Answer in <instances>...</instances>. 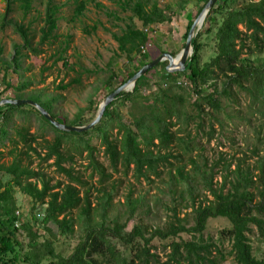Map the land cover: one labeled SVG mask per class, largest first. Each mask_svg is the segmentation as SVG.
Returning <instances> with one entry per match:
<instances>
[{"label":"trees","instance_id":"16d2710c","mask_svg":"<svg viewBox=\"0 0 264 264\" xmlns=\"http://www.w3.org/2000/svg\"><path fill=\"white\" fill-rule=\"evenodd\" d=\"M5 1L1 27L12 26L22 44L14 45L13 53L7 58L0 46V74L4 84L0 101L11 90L13 100L38 104L59 124L92 123L99 108L93 100L68 123L58 119L54 112L61 96L42 98L45 95L41 92L24 96L32 85L26 76L31 65L25 61L30 60V55L43 53L41 46H55L60 39L58 0H45L39 45L34 44L31 23L25 26L9 19L14 6L26 19L34 0ZM197 1L204 2L199 16L209 0ZM89 3L102 7L95 0H74L68 22L83 17ZM118 3L121 13L128 12L129 16L119 26V32L112 33L117 44L115 57L124 56L129 63L137 57L143 67L148 59L142 53L150 41L148 31L170 24L171 16L156 0H119ZM107 17L122 20L113 12L107 13ZM193 22L188 24L186 39ZM97 27L84 28V33L91 35ZM71 40V36L65 38L62 43L65 46L53 55L56 57L53 65L61 64L74 71L64 57ZM192 48L193 55L183 72L168 73V63H160L156 67L161 69L156 92L143 94L148 81L146 75L142 76L133 91L120 94L107 106L101 121L86 132L58 130L27 105L0 107V145L9 148L7 156L12 158L11 164L5 165L2 161L6 155L0 150V177H11L7 183L0 180V264H219L227 257L235 264H264V257L255 256L249 238L255 230L257 238L264 241V0H217L193 39ZM11 71L17 77L16 86L10 81ZM106 72L104 89L110 95L138 70L126 81L118 80L111 63L107 64ZM78 86H82L81 74L66 84L62 81L56 90L66 92ZM120 108H126V121ZM33 113L39 118L40 129L53 132L44 158L35 147L38 136L31 133ZM15 114L19 115L20 123H14ZM236 120L253 133L252 146L233 161L220 158L210 165L199 147V138L206 137L209 141L217 135L223 138L228 123ZM92 137L101 144L111 171L124 179L132 173L139 184L144 181L153 185L159 181L161 187H155V196L145 192L135 197L131 186L124 202L114 204L123 182H112V174L95 157ZM173 146L178 151L176 155ZM84 151L92 174L98 175V187L93 188L98 195L95 204L92 187L88 188L73 169L77 153L82 155ZM34 156L44 161L53 159L55 170L67 177L68 182L52 185L46 174L31 168ZM219 167L224 171L220 174V184L214 182ZM80 187L85 188L84 192ZM16 188L45 207L42 220L45 238L36 226V219L32 224L17 214ZM165 197L170 198V206L163 202ZM162 210L167 212L164 222L160 220ZM218 218L227 220L229 226L220 231L216 240L205 239L209 221ZM156 219L160 223L149 225L148 221ZM132 220L137 224L127 231ZM49 224L55 226L56 234ZM75 229L82 236L65 255L56 249L58 236L68 238L75 234ZM157 243L164 250L170 249L163 263L152 253Z\"/></svg>","mask_w":264,"mask_h":264},{"label":"rangeland","instance_id":"374dc122","mask_svg":"<svg viewBox=\"0 0 264 264\" xmlns=\"http://www.w3.org/2000/svg\"><path fill=\"white\" fill-rule=\"evenodd\" d=\"M97 3L102 5L98 8L95 3H89L88 9L84 16L81 17L74 23H69L68 20L71 18L74 9V0H58V4L61 6L60 17L61 20L58 22V35L60 39L55 46H41V53L39 56L30 55V60L25 61L27 65H31V72L26 73L32 82L30 89L24 92V96H30L38 92L43 93L45 97L61 96L58 103L55 105V114L61 121H66L68 123L73 122L81 109L87 108L89 105V100H93L95 103H100L109 95V90L104 89V81L108 76L107 64L111 63L112 68L118 74L119 81H126L133 73L139 71L142 68V63L139 62L138 58L135 57L134 61L129 63L124 56L115 57V52L117 50V44L113 40L112 33L119 32V26H123V20L129 16L128 12L121 13L119 9V0H95ZM159 7L165 9L167 14L171 16V23L166 24L162 27H153L148 31L149 43L145 46V56L147 63L155 60L162 53H168L173 57H176L181 53L186 43L185 34L187 32V27L190 21H195L197 19V13L203 7L204 2H198L197 0H156ZM257 1V0H254ZM14 12L9 17L10 20L22 23L25 26L31 23V34L34 37V44L39 45L40 39V29L43 26V14L45 9V0H34L33 9L30 15L24 19L22 12L14 6ZM6 10V1L0 0V46L4 50V56L10 57L13 53V47L16 44H22L21 38L14 32L12 26H6L2 29V18ZM113 12L122 20H116L113 18H108L107 13ZM97 25V31L93 32L91 35L84 33V28L93 27ZM140 27V24L137 23ZM202 29V28H201ZM67 36H71L72 40L70 47L64 55L65 59L68 61L70 67H73L74 71L71 69H65L61 64L53 65L54 57L56 51L62 49L65 45L62 43L65 41ZM54 55V56H53ZM146 63V64H147ZM167 63V62H166ZM46 71L43 72V69ZM149 71L146 73L148 84L143 87V94L148 95L151 92H156L158 89V84L160 83V73L161 69ZM75 71L79 72L76 73ZM77 74L82 75V86H78L74 89H70L66 92L57 91L56 87L63 81L64 84L68 83L70 80L76 77ZM10 81L13 86L17 85V77L10 72ZM118 85V84H116ZM186 86V84H184ZM4 91V84L2 82V75L0 74V92ZM24 97V98H25ZM13 91H8L3 95V100L13 99ZM91 98V99H90ZM121 114L125 121L127 120L126 108H120ZM32 119V129L31 133L38 136L37 143L35 147L44 158L46 153L47 142H52L53 132L46 128L45 130L40 129V123L38 116L33 113ZM88 117V116H87ZM14 123H20L21 119L18 114L14 115ZM228 123V131L220 138V135L216 136V139L209 141L206 137L200 139V148H203L202 153L209 160V164H215L222 159L227 161H233L234 158H239L247 152V148L252 146L253 133L249 132L245 124L240 121H234ZM238 124V125H236ZM82 126V124H80ZM79 125V126H80ZM75 127V125H72ZM234 126H237L234 128ZM215 128L218 130V126L215 124ZM194 133V131H193ZM91 143L95 146V157L102 163L106 168L108 173L112 174L113 181H122L123 186L120 192L116 195L114 199V204L124 202V197L128 193L129 188L135 190L134 196L136 197L139 193H149L150 197L155 196L157 190L155 187H161L159 181H155V184L149 185L148 183L141 181L139 184L132 173H130L126 179L121 177L119 173L113 172L110 169L109 161L103 153V148L99 143L98 139L95 137L90 138ZM0 150L6 155L3 159L5 165H10L12 158L7 156L9 148H5L0 145ZM172 152L176 155L178 151L173 146ZM237 160V159H236ZM172 163L176 160L170 159ZM54 160L44 161L39 159L37 156L33 157V163L31 168L34 170H40L48 179L51 180V184L55 185L58 182L66 184L68 178L64 175L59 174L55 167L53 166ZM253 162V161H249ZM236 162H232L231 170L235 169ZM68 168V165H65ZM163 167V166H162ZM160 167V169H162ZM73 169L75 173L80 176L84 182L87 183L88 188L92 187V201L95 204V198L98 196L93 188L98 187V175L92 174V170L89 167V160L87 157V151H84L82 155L77 153L75 162L73 164ZM219 173L216 175L214 182L220 184L221 176L224 171L219 167L217 168ZM257 174V173H256ZM3 183L10 181L11 177L3 175L0 177ZM167 179V177H165ZM81 188L84 192L85 188ZM15 199L17 206V214L24 221L31 222L33 224L34 219L37 220L36 226L40 231L42 236H45L44 226L42 220L44 218L45 207L40 206L35 203L32 198L28 195L23 194L19 189H15ZM204 197V196H203ZM208 199L211 200L212 197L207 195ZM163 202L166 206H170V198L165 197ZM205 203V202H204ZM120 210L119 207H117ZM118 210H113V212H120ZM191 210L188 211V213ZM161 222H164L167 217V212L162 210L159 212ZM157 221H148L149 225H155ZM137 224V221L132 220L128 222L127 231L133 229ZM229 226V222L225 219H213L210 220L204 238L212 237L216 240L220 231ZM48 227L57 233V229L54 225L49 224ZM76 230V229H75ZM82 233L77 229L75 234L63 238L58 236V241L56 243V249L68 254L72 248L78 243L81 238ZM41 239V241L44 240ZM250 242L253 246V251L256 257H264V241H260L257 238L255 230L249 234ZM225 248H228V243H225ZM229 249V248H228ZM170 249L164 250L162 245L157 243V248L152 251L158 256V261L163 263L167 259ZM219 264H235L231 257H227L224 261L219 262Z\"/></svg>","mask_w":264,"mask_h":264},{"label":"water","instance_id":"95a60500","mask_svg":"<svg viewBox=\"0 0 264 264\" xmlns=\"http://www.w3.org/2000/svg\"><path fill=\"white\" fill-rule=\"evenodd\" d=\"M217 0H209V2L205 5L197 19L193 22L188 32V36L186 39L185 46L181 53L176 57L168 53H163L155 60L143 66L131 79H129L125 84L117 88L112 94L107 96L99 105L97 115L94 121L86 126H67L64 124H59L56 122L50 114H48L43 108H41L38 104L29 101V100H13V99H5L0 101V107L6 105H27L31 108H34L38 112H40L55 128L64 132H76L82 133L93 129L102 119L104 112L108 105H110L120 94L124 92H132L136 86L137 81L144 76L146 73L156 68L160 63L167 62L166 70L168 73H178L183 72L186 68V64L193 55L192 42L195 38L196 34L203 27L204 21L213 8L214 4Z\"/></svg>","mask_w":264,"mask_h":264},{"label":"built area","instance_id":"2783aa9c","mask_svg":"<svg viewBox=\"0 0 264 264\" xmlns=\"http://www.w3.org/2000/svg\"><path fill=\"white\" fill-rule=\"evenodd\" d=\"M142 53H145V48H142Z\"/></svg>","mask_w":264,"mask_h":264}]
</instances>
